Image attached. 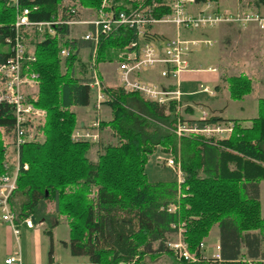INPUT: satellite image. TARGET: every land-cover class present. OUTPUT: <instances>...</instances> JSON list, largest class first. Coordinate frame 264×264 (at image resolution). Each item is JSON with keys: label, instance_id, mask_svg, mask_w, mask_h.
<instances>
[{"label": "trees", "instance_id": "16d2710c", "mask_svg": "<svg viewBox=\"0 0 264 264\" xmlns=\"http://www.w3.org/2000/svg\"><path fill=\"white\" fill-rule=\"evenodd\" d=\"M63 0H17L19 9H28L30 22L65 21L71 6L61 7ZM78 7L96 11L101 0H69ZM217 0H195L197 3ZM241 1V0H240ZM264 7V0H245ZM115 12L127 13L139 6H150L155 16L167 14L163 0H113ZM15 8L0 0V64L10 56L6 39L14 35ZM54 35L44 34L32 42L33 61L26 65L38 76L37 92L31 103L43 110L40 127L43 140L26 143L19 149L16 190L22 201L11 206L14 220L23 222L33 217L51 226L50 219L64 217L68 241L62 243L71 256H85L87 264H145L149 254H164L169 264H264L260 244L264 242V219L256 194L246 196L247 185L256 187L264 180V99L257 102V117L248 129L232 122L226 138L203 140L200 137H177L174 103L157 105L144 101L136 93L120 88H105L111 99L104 103L110 119L101 123L115 137L113 145L101 147L96 161L86 158L90 144L73 142L75 115L72 107L89 104L90 90L86 81L75 76V67L83 72L76 43L67 40V26L53 27ZM34 33V32H33ZM35 36V34H34ZM135 40L133 29L118 27L99 40L97 63L104 61L110 50H122ZM78 45L90 47L81 40ZM68 55L60 58V49ZM230 100L238 101L251 91L244 76L226 78ZM219 118L190 120L186 126L203 129L224 124ZM13 127L11 108L0 104V176L4 173L5 151L2 144ZM160 148L170 151L179 164L183 182L148 183L144 166L148 157ZM10 196V197H11ZM177 204L168 214L165 206ZM50 205L52 212H47ZM16 207V209H15ZM17 210V211H15ZM183 223L181 238L195 261L177 260L165 246L174 232L172 224ZM217 225L219 259L203 260L199 245ZM257 231L258 234L252 232ZM47 263L52 262L50 231ZM156 243L154 250L151 245ZM241 249L244 252L241 253Z\"/></svg>", "mask_w": 264, "mask_h": 264}, {"label": "built area", "instance_id": "2783aa9c", "mask_svg": "<svg viewBox=\"0 0 264 264\" xmlns=\"http://www.w3.org/2000/svg\"><path fill=\"white\" fill-rule=\"evenodd\" d=\"M32 1V0H28ZM194 0H170L169 12L159 17L153 13L155 3L150 6H139L129 12H115L112 9L113 0H101L99 8L95 11V18L88 22L91 30H88L81 40L89 42L88 58L86 69L89 74V82L86 84L95 92V108L98 109L103 103L110 101L105 94L104 88L97 77V45L99 40L110 35L118 27L133 29L135 40L131 41L122 50L116 51L115 63L117 66L118 88L126 93H136L144 101L157 105H168L174 103L175 113L179 116L182 108L180 92L178 91V76L183 71L190 70L189 60L200 43L208 45V41L187 40L180 37V31L193 32L214 27L220 23H237L239 25L253 24L258 30H264V16L247 13L237 8L234 12L223 11L220 14L208 12L206 9L195 15L186 12L185 4L193 3ZM8 3L15 8V21L13 24L14 35L6 39L10 56L4 63L0 64V104L11 108L13 116V127L10 137L5 138L2 147L4 151L11 149L14 157L12 164L3 163L4 173L0 176V219L11 227L13 233L17 234L14 225V215L10 210L8 200L16 190V176L21 168L26 170V165L19 164V149L26 143H40L38 133L43 124L45 113L31 103L37 91L38 76L29 70L26 63L33 61L32 54L25 49V33L34 32L39 38L44 34L54 35L53 27L57 25L81 24L78 22L80 8L74 3L68 9L69 18L65 21H48L33 23L27 19L28 9H19L17 0H8ZM156 26L174 29L173 37L160 40L150 32ZM68 55L65 48L60 49L59 56L64 58ZM157 70L160 81H141L138 74L144 71ZM34 92V93H33ZM201 120H205L201 118ZM230 127L223 129L218 126H206L203 129L189 128L176 120L175 134L177 137L185 132L208 133L212 136L229 132ZM100 124L94 120L83 129H74L71 134L73 142H86L97 144L100 138ZM42 136V135H41ZM43 140V137H42ZM176 175L178 186L183 182V176L179 164L174 162L173 157L165 160L164 164ZM178 207L175 203L165 206L168 214H173ZM26 226L30 227L29 218L24 220ZM174 230L172 236L175 238L167 240L165 246L172 252L179 261H195L193 255L187 252L182 241L183 224H172ZM171 235V234H170ZM217 249V247H216ZM3 264H21L17 255H13L3 261Z\"/></svg>", "mask_w": 264, "mask_h": 264}, {"label": "crops", "instance_id": "0c3cea01", "mask_svg": "<svg viewBox=\"0 0 264 264\" xmlns=\"http://www.w3.org/2000/svg\"><path fill=\"white\" fill-rule=\"evenodd\" d=\"M163 1L167 5L170 2V0ZM206 5H208L207 9ZM67 6H71V2L69 0H63L61 3V7ZM79 8V14L81 15V17H79L78 14L77 21L83 23L68 25V35L66 36V39L76 43L77 58L80 64H83L85 66L88 58L89 48L85 45H78V42L81 41V37L88 30H91V26L87 23L95 18V11L81 7ZM237 8L247 13L264 16V7L255 6L245 0H217L216 2L206 1L204 3H197L194 0L193 3L185 4L186 12L192 15H195L200 11H204L205 9L208 12H215L216 14H220L223 11L234 12ZM87 14L88 17H83ZM157 28L158 27L150 29L153 37L157 39L166 40L173 37L175 34V31L172 27H161V29ZM194 32L200 33L202 36L199 34L200 36H196V38H194L193 36L190 37V35L196 34ZM179 35L183 39L187 40H196L200 42L208 41V45H206V47L210 48V54L202 61L198 58V56L195 57L197 54V48L189 60L190 70L183 71L178 76V91L180 92V102L182 106L188 108L185 109V111L193 117V120H201V118H219L222 121L226 122L224 124H221L225 127H222L223 129L232 126V122H236V124L240 128L248 129L250 127L251 121L257 117L258 100L264 99V92L253 97L254 84L260 92L264 91V30H258L253 24L239 25L237 23H220L218 25H215L214 27L199 31H180ZM38 39L40 38L37 35L34 36V33L31 31H27L25 33V49L28 54L33 53L32 42ZM201 45L202 44L200 43L199 46ZM116 51L118 50H110L107 53L104 61L101 62L107 65V67H105L103 70L99 68V65L101 63H97V77L104 89L111 87L118 88L119 85L117 79V66L115 63ZM84 55H86L85 61L82 60ZM196 58L197 62H201V64H197L192 68L191 61ZM108 65H111V67H109ZM229 68L235 69V74H228ZM240 75L246 77L250 81L251 91L248 95L243 96L240 100L233 101L230 100L228 95L226 78L237 77ZM75 76L86 81V84L89 82L88 71L83 72L79 66L75 67ZM138 79H140L141 81L149 82L155 81L152 79L160 81L157 70H147L139 73ZM89 90V104L85 107L71 108L72 112L75 115L76 130L87 127L94 120H98L101 126V123H106L110 119V110L108 106L104 105L103 103L99 106L98 109H96L95 92L91 88H89ZM195 96L203 97L202 99L194 100L192 97ZM204 99H206L207 101L204 102ZM233 104H237V112H239L238 115L243 118L227 119L223 117L228 107L232 106ZM196 112L198 113L197 116ZM214 126H218L221 128L220 124H215L210 127ZM100 129L102 128L100 127ZM228 133L229 132H224L216 135L224 136H213L212 138H226L228 136ZM102 146L104 145L101 141H99L97 144H91L89 150L86 153V158L92 162L96 161L97 155L99 154ZM94 150H96L95 156H93L92 158ZM5 158V161L8 162V164H12L14 157L11 153L10 148L5 151ZM262 188L264 189V180H261L255 188L247 185L245 187V194L247 197H252L254 194H256L259 201ZM21 198L22 197H20V199ZM15 201L16 194H13L10 197L11 206H15L17 204L15 203ZM47 211L52 212V208L50 205H47ZM260 216L264 219V215H261V208ZM61 224L64 226L65 232L59 229V225ZM14 225L18 231L16 235L13 233L11 227H9L8 224L2 222L0 219V264H3V261L5 259L13 255H17V258L19 259L21 264H46L49 239L47 235H45V232L48 230L51 234L52 262L54 264L88 263L87 257L71 256L67 248L62 245V243H67L68 241V228L64 217L54 218L53 222H51V226H47L46 223L40 221L28 227L25 225V223L23 224V222H19L17 220H14ZM21 228L27 231L23 235V239L25 238L28 240V256H25V254L23 256V248L22 253L20 252V237L22 234ZM211 230H215V233L212 237L213 239L211 238L212 243L205 248L204 241L209 236ZM209 233L208 236L200 244V257L203 260H218L220 253V243L217 225H213L210 228ZM252 233L258 234L257 231ZM57 235L60 237H58ZM263 243L264 242H261L260 244V251L262 253H264V247L262 246ZM58 247L63 249V251L65 252L64 254H68L70 257L75 258L79 261L70 262L67 259L62 261L60 257L56 256ZM243 252L244 249H241V253ZM205 253H210V255H206ZM159 258H164L165 260H167L166 257H144V263L150 264L151 259L156 261ZM160 264L165 263L161 262Z\"/></svg>", "mask_w": 264, "mask_h": 264}, {"label": "rangeland", "instance_id": "374dc122", "mask_svg": "<svg viewBox=\"0 0 264 264\" xmlns=\"http://www.w3.org/2000/svg\"><path fill=\"white\" fill-rule=\"evenodd\" d=\"M90 15V14H89ZM83 16V15H82ZM79 17H81V15L79 14ZM83 17H88V14L87 15H84ZM158 27L157 29H161V27L163 26H156ZM167 27H170V26H167ZM196 33V34H194ZM192 34L194 35H190L193 36L194 38H196V36H200L201 34L200 33H197V32H194ZM189 34V33H188ZM200 34V35H199ZM202 36V35H201ZM1 51H6L7 48L6 47H2L0 48ZM29 50V49H28ZM196 56H198V58L202 61L203 59H205L209 54H210V48L209 47H206V46H199L197 51H196ZM87 54V52H86ZM194 56V55H193ZM81 58V57H80ZM85 58H86V55L83 56V61H85ZM197 64H201V62H197V58L192 60L191 61V67H195ZM109 67H111V65H108ZM105 67H107L106 64H103L101 63L99 65V68L101 70H103ZM235 69H231L229 68L228 70V74H235ZM152 80H155L156 79H152ZM253 89H254V92H253V97L259 95V94H262L264 91H259V89L255 86V84L253 85ZM203 96H195V97H192L194 100H199V99H202ZM207 101L206 99H204V102ZM182 105V104H181ZM237 104H233L232 106L228 107L226 113H224L223 117L224 118H227V119H233V118H243V117H240L238 115L239 112H237ZM185 109H188L184 106H182V108L180 109L179 111V116L182 118V122L184 126H186V123L187 121H190V120H193L192 116H190L186 111ZM75 110V109H73ZM198 115V113L196 112V116ZM195 117V116H194ZM44 121V120H43ZM221 128H225L223 125H221ZM187 127V126H186ZM227 127V126H226ZM231 127V126H229ZM210 128V126H209ZM42 134L38 133V136L40 138L39 141H42ZM191 135H194L196 137H200L202 138L203 140H207L209 138H212L213 134H208V133H195V132H185V133H182L181 136L179 137H191ZM221 136H224V135H221ZM221 136H214V137H221ZM99 141L102 142L103 145H106V144H111L113 145L115 143V137L112 135V132L110 131V129L108 127H103L101 129V134H100V138H99ZM160 148L157 149V151L153 154H151L146 163H145V166H144V173H145V176H146V181L148 183H156V182H162V183H168V182H174L176 181V175L175 173L167 168L164 164H165V160H167L168 158L170 157H173L171 152L170 151H167V152H162L161 150H159ZM95 151H93V155H92V158L93 156H95ZM22 201V198L20 199V196L19 195H16V201L15 203H17V205L19 204V202ZM259 201H260V208H261V215L263 216L264 215V189L262 188L261 190V195H260V198H259ZM16 205V206H17ZM16 209V207H15ZM17 211V210H15ZM48 212V211H47ZM54 218L50 219V222H53ZM180 224H183V223H180ZM59 229L64 231L65 232V228L64 226L61 224L59 225ZM27 231L26 230H23V228H21V237H20V252L22 253V248H23V256L25 254V256H28L29 255V249L27 248V243H28V240L27 239H23V235L26 233ZM215 233V230H211V232L209 233V236L207 237V239L204 241V247L206 248L208 245H210L212 242L211 238L213 237V234ZM58 236V235H57ZM60 237V236H58ZM167 239L169 240H174L175 238L172 236V235H169L167 237ZM213 239V238H212ZM157 246L156 243H153L151 245V249H155ZM264 247V243L262 245ZM186 247V246H185ZM199 249H200V245H199ZM188 252V251H187ZM65 252L63 251V249L61 248H57V252H56V256L57 257H60L62 261H64L65 259H67L68 261L70 262H78L79 260L75 259V258H72L70 257L68 254H64ZM172 253V252H171ZM190 254V253H189ZM206 255H210V253H205ZM173 255V254H172ZM192 255V254H190ZM145 257H150V255H146ZM158 257H166L164 254L162 255H159ZM161 262L165 263V264H169V260H165L164 258H159L157 259L156 261L152 260L151 259V262L150 264H160Z\"/></svg>", "mask_w": 264, "mask_h": 264}, {"label": "water", "instance_id": "95a60500", "mask_svg": "<svg viewBox=\"0 0 264 264\" xmlns=\"http://www.w3.org/2000/svg\"><path fill=\"white\" fill-rule=\"evenodd\" d=\"M29 222H30V224H31V225H33V224H34L33 217H30V218H29Z\"/></svg>", "mask_w": 264, "mask_h": 264}]
</instances>
